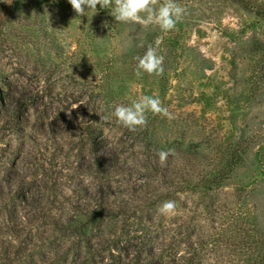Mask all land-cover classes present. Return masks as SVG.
<instances>
[{
  "label": "rangeland",
  "instance_id": "rangeland-1",
  "mask_svg": "<svg viewBox=\"0 0 264 264\" xmlns=\"http://www.w3.org/2000/svg\"><path fill=\"white\" fill-rule=\"evenodd\" d=\"M245 2L177 0L187 12L163 31L100 21L98 7L78 16L68 0H0V99L30 120L0 122V264H247L210 245L228 212L264 234V57L249 51L264 42V0ZM147 46L166 81L125 70L124 54ZM142 95L174 118L122 127L114 107ZM237 141L245 162L207 198L180 194L164 215L141 190L160 177L155 153L192 143L215 161ZM99 194L110 202L89 201Z\"/></svg>",
  "mask_w": 264,
  "mask_h": 264
},
{
  "label": "trees",
  "instance_id": "trees-1",
  "mask_svg": "<svg viewBox=\"0 0 264 264\" xmlns=\"http://www.w3.org/2000/svg\"><path fill=\"white\" fill-rule=\"evenodd\" d=\"M163 2V0H159V2ZM236 3L242 5L246 9H248V4L245 0H235ZM162 4V3H161ZM100 8L99 5H97ZM100 21L108 17H114L112 15L111 9H101L100 8ZM260 17L264 18V10L256 11ZM99 25L96 26L97 29ZM0 29V34H1ZM96 33V32H95ZM146 48H137L135 51H132L130 54H124V56H129L127 60H124L126 64L125 70H127L128 74L133 77L135 75V71L137 68V57L143 56L147 51ZM244 49V48H243ZM249 51L253 54L260 53L264 57V42H252L249 46ZM167 62L164 61V65ZM112 64L107 66H101L105 69V72L108 71V68L112 66ZM169 64L165 67V71L163 75H158V78L161 81H166V72L168 71ZM261 72L263 73L259 76V80L264 78V61L261 62ZM109 74V71H108ZM146 79H149V74L143 73ZM109 76H111L109 74ZM4 101V96H1ZM0 99V104H4V107H9L10 114H6L4 117L0 112V122L15 123L17 125L24 123L25 125H29L28 118L24 120L21 115V111L19 106H14L13 101L9 100V102H3ZM9 119V120H8ZM169 149H171V154L168 156L167 162L165 165L157 167L155 173H161L160 177L155 182H150V184H145L147 186L141 187L143 193L148 196L153 197V202L155 203H164L168 200L178 201V196L180 194H189L194 195V197H198L200 199H205L212 192H215L218 189L227 186L230 180L235 176L236 169L241 166L245 162V150H244V141H237L234 144H231L227 148L226 154L220 160H207L204 156H198V152L193 149L192 143H176L173 144ZM159 152L154 154V157L157 158ZM264 155V151L262 153ZM261 155V154H260ZM260 159H264L262 156ZM205 160L207 163L201 164V161ZM213 161V162H212ZM264 162V160H263ZM206 165L207 168H198ZM161 187V188H160ZM141 193L140 191H137ZM100 193V192H98ZM95 198H90L89 201H95L99 204L102 202H106L107 204L110 202V195L106 194V197L103 196L100 198L96 196ZM116 201L119 198H115ZM203 201V200H201ZM96 204L95 208L99 205ZM125 202L120 205L122 211H126ZM94 208V209H95ZM77 208L75 211L77 212ZM95 211V210H92ZM229 213V214H228ZM225 213L223 216V220L219 224V230L212 234V241L210 245L215 248L217 251L226 253L227 256L231 257H242L246 260L247 264H264V234L261 236L256 233L249 231L244 228L242 225L243 222L238 217H235L230 212ZM226 215H230L227 217ZM72 226V225H71Z\"/></svg>",
  "mask_w": 264,
  "mask_h": 264
},
{
  "label": "clouds",
  "instance_id": "clouds-1",
  "mask_svg": "<svg viewBox=\"0 0 264 264\" xmlns=\"http://www.w3.org/2000/svg\"><path fill=\"white\" fill-rule=\"evenodd\" d=\"M68 3L78 16L85 15V7L95 13L99 5L101 9H111L116 22L148 25L155 20L163 31L174 30L187 12L185 7L177 3V0H163L158 8L156 6L159 0H68ZM136 59L138 64L135 75L138 78H141L143 73L164 74L165 56L158 54L156 47H148L144 55ZM148 113L163 115L168 119L174 118L159 97L149 95L140 96L130 105H116L113 111L117 122L129 131L145 127L148 123ZM170 154V151L163 150L158 153L161 165L166 164ZM176 209V201L168 200L161 205L159 212L167 215L174 213Z\"/></svg>",
  "mask_w": 264,
  "mask_h": 264
}]
</instances>
